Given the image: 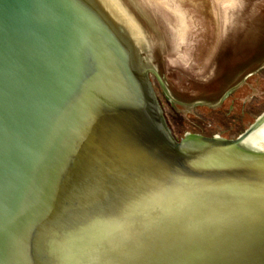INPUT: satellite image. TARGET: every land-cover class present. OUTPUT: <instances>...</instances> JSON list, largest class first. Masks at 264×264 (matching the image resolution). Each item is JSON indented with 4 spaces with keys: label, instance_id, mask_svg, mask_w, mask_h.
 Returning a JSON list of instances; mask_svg holds the SVG:
<instances>
[{
    "label": "water",
    "instance_id": "1",
    "mask_svg": "<svg viewBox=\"0 0 264 264\" xmlns=\"http://www.w3.org/2000/svg\"><path fill=\"white\" fill-rule=\"evenodd\" d=\"M263 113L264 61L177 95L129 0H0V264H264Z\"/></svg>",
    "mask_w": 264,
    "mask_h": 264
},
{
    "label": "rangeland",
    "instance_id": "2",
    "mask_svg": "<svg viewBox=\"0 0 264 264\" xmlns=\"http://www.w3.org/2000/svg\"><path fill=\"white\" fill-rule=\"evenodd\" d=\"M184 98L217 97L264 61V0H129Z\"/></svg>",
    "mask_w": 264,
    "mask_h": 264
},
{
    "label": "trees",
    "instance_id": "3",
    "mask_svg": "<svg viewBox=\"0 0 264 264\" xmlns=\"http://www.w3.org/2000/svg\"><path fill=\"white\" fill-rule=\"evenodd\" d=\"M264 116V113L260 116V117H258L257 119H256V121L254 122V124L256 123V122H258L262 117ZM253 124V125H254ZM252 125V126H253ZM251 126V127H252ZM250 126H249V128H251ZM249 128L248 129H246V131H244V133H242L239 137H241L243 134H245L248 130H249ZM262 128H264V125L260 128V130L262 129ZM190 136H192V135H190ZM252 137V136H251ZM251 137L249 138V139H247V141L245 142V144H246V146H247V148H248V150H250V151H252V152H254V153H264V141L263 142H256L255 144H252V140H251ZM185 138H190L189 136H186ZM216 138H221V136H216Z\"/></svg>",
    "mask_w": 264,
    "mask_h": 264
},
{
    "label": "flooded vegetation",
    "instance_id": "4",
    "mask_svg": "<svg viewBox=\"0 0 264 264\" xmlns=\"http://www.w3.org/2000/svg\"><path fill=\"white\" fill-rule=\"evenodd\" d=\"M229 95H231V92H230V94ZM250 129V128H249ZM213 138H216V137H213ZM222 138V137H221ZM237 138H239V137H237ZM237 138H235V139H237ZM250 138V137H249ZM248 138V139H249ZM222 139H226V138H222ZM230 140H234V139H230Z\"/></svg>",
    "mask_w": 264,
    "mask_h": 264
}]
</instances>
